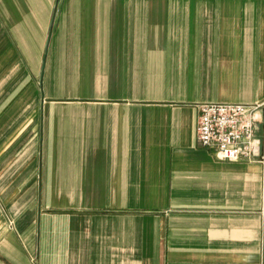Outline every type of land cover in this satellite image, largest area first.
I'll return each instance as SVG.
<instances>
[{
  "label": "crops",
  "instance_id": "0c3cea01",
  "mask_svg": "<svg viewBox=\"0 0 264 264\" xmlns=\"http://www.w3.org/2000/svg\"><path fill=\"white\" fill-rule=\"evenodd\" d=\"M264 99V0H0V264H264V169L196 139Z\"/></svg>",
  "mask_w": 264,
  "mask_h": 264
},
{
  "label": "built area",
  "instance_id": "2783aa9c",
  "mask_svg": "<svg viewBox=\"0 0 264 264\" xmlns=\"http://www.w3.org/2000/svg\"><path fill=\"white\" fill-rule=\"evenodd\" d=\"M196 139L220 161L245 160L264 166V99L254 104L199 103ZM264 129V128H263Z\"/></svg>",
  "mask_w": 264,
  "mask_h": 264
},
{
  "label": "rangeland",
  "instance_id": "374dc122",
  "mask_svg": "<svg viewBox=\"0 0 264 264\" xmlns=\"http://www.w3.org/2000/svg\"><path fill=\"white\" fill-rule=\"evenodd\" d=\"M264 126H259V129L257 131V134L262 136L263 132H264ZM261 167L264 169V166L261 165Z\"/></svg>",
  "mask_w": 264,
  "mask_h": 264
}]
</instances>
